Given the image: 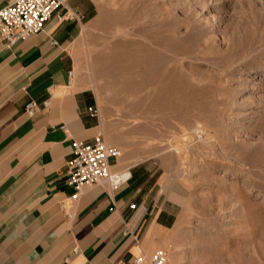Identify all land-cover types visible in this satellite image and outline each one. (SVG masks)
<instances>
[{
	"label": "rangeland",
	"instance_id": "rangeland-1",
	"mask_svg": "<svg viewBox=\"0 0 264 264\" xmlns=\"http://www.w3.org/2000/svg\"><path fill=\"white\" fill-rule=\"evenodd\" d=\"M63 1L105 141L173 213L168 264H264V0Z\"/></svg>",
	"mask_w": 264,
	"mask_h": 264
},
{
	"label": "crops",
	"instance_id": "crops-1",
	"mask_svg": "<svg viewBox=\"0 0 264 264\" xmlns=\"http://www.w3.org/2000/svg\"><path fill=\"white\" fill-rule=\"evenodd\" d=\"M80 30V21L53 15L9 47L0 39V264H128L164 244L172 227L173 213L149 204L159 197L153 172L122 162L91 114L98 105L78 69ZM97 134L117 150L110 171L127 179L83 185L73 199L70 141Z\"/></svg>",
	"mask_w": 264,
	"mask_h": 264
},
{
	"label": "built area",
	"instance_id": "built-area-1",
	"mask_svg": "<svg viewBox=\"0 0 264 264\" xmlns=\"http://www.w3.org/2000/svg\"><path fill=\"white\" fill-rule=\"evenodd\" d=\"M63 0H7L0 6V39L5 47L15 40L38 33L44 23L53 15L60 20L79 22L84 18L82 13L64 6ZM63 11L60 13V11ZM50 39L49 44L53 45ZM68 75L71 71H68ZM87 110L91 111V108ZM96 115L95 110L91 111ZM115 147L106 145L102 136L97 134L91 142L70 141V153L65 161L66 184L74 193L73 199L81 186L106 182L114 188L127 179L124 174L112 173L107 161L109 156H116ZM133 207V204L129 205ZM128 264H168L167 252L157 248L151 254H141Z\"/></svg>",
	"mask_w": 264,
	"mask_h": 264
}]
</instances>
